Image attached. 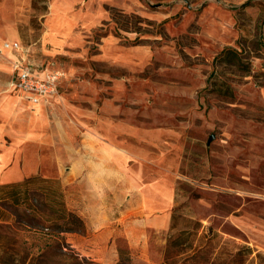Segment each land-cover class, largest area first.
<instances>
[{
  "label": "rangeland",
  "instance_id": "1",
  "mask_svg": "<svg viewBox=\"0 0 264 264\" xmlns=\"http://www.w3.org/2000/svg\"><path fill=\"white\" fill-rule=\"evenodd\" d=\"M227 48L239 61L216 62ZM15 59L61 74L43 106L10 92ZM12 100L0 154L26 177L0 184V264H99L85 228L44 221L57 184L42 179L98 230L137 176L173 194L152 264H264V0H0V111ZM27 178L32 221L2 188ZM107 237L116 264H144L120 229Z\"/></svg>",
  "mask_w": 264,
  "mask_h": 264
},
{
  "label": "crops",
  "instance_id": "2",
  "mask_svg": "<svg viewBox=\"0 0 264 264\" xmlns=\"http://www.w3.org/2000/svg\"><path fill=\"white\" fill-rule=\"evenodd\" d=\"M13 51L15 50H9L7 52ZM10 75L11 82L13 76L12 68ZM10 92L16 95V98L21 103H25L31 109L41 107L45 104L43 100L39 104H32L29 98L11 89ZM52 97H48L47 100ZM9 102L13 104L10 103L3 106L0 111L1 116L5 115L6 117L10 113L8 105L17 106L15 100ZM13 113H15L14 110ZM2 127V124H0V135L2 133ZM12 155V152H7V150H3L2 154H0V184L12 181L17 182L26 177L19 166L13 165ZM127 189L128 196L126 198L128 199L127 204H129V209L126 212H122L123 216L119 217L120 219L115 220L110 214L111 216L109 219L107 218L105 223L101 225L99 223L98 230L92 228L89 216L86 214L87 212L85 213L83 208L74 206L73 211L77 213L84 223L86 234L89 238L87 240L92 241L94 246H96V248L94 247L96 249L95 252H97L95 261L99 264H116L118 262V248L107 237V234L112 231L114 232L115 229L121 230L122 235L126 239L130 254L136 256L142 254V262L144 264H152L150 236L152 234L158 235L159 245L161 246L165 243V239L169 234L173 209V194L169 186L164 185L160 180H144L142 176H137L129 181ZM84 206L87 210V202L84 203ZM98 236H104V239H98Z\"/></svg>",
  "mask_w": 264,
  "mask_h": 264
},
{
  "label": "trees",
  "instance_id": "3",
  "mask_svg": "<svg viewBox=\"0 0 264 264\" xmlns=\"http://www.w3.org/2000/svg\"><path fill=\"white\" fill-rule=\"evenodd\" d=\"M238 53L233 49H223L215 58L216 62L225 63L239 61ZM44 184H57V187L43 188L40 191V195L43 198L42 206L45 210L44 221L50 223L57 233H81L84 231V223L82 219L77 215V213L68 209L66 201L64 199V194L61 191V184L59 181H49L48 179H42ZM34 181L33 178H27L20 183H15L14 185H4L2 188H8L9 192L5 197V200H9L10 203L23 212L26 216L32 221L35 218L30 214V207L28 206V185ZM24 188V191L21 193V190L18 189ZM2 199V198H1ZM0 199V200H1ZM3 200V199H2ZM0 221H5L3 217H0ZM29 225V220L27 222ZM118 251V260L125 253L124 251L117 249ZM118 263V262H117Z\"/></svg>",
  "mask_w": 264,
  "mask_h": 264
},
{
  "label": "built area",
  "instance_id": "4",
  "mask_svg": "<svg viewBox=\"0 0 264 264\" xmlns=\"http://www.w3.org/2000/svg\"><path fill=\"white\" fill-rule=\"evenodd\" d=\"M2 49L16 51L18 44L4 43ZM12 71L11 90L29 98L32 104H39L42 100L46 102L48 97L56 95L61 80L59 72L47 69L38 71L36 68L22 64L18 60L13 62Z\"/></svg>",
  "mask_w": 264,
  "mask_h": 264
},
{
  "label": "water",
  "instance_id": "5",
  "mask_svg": "<svg viewBox=\"0 0 264 264\" xmlns=\"http://www.w3.org/2000/svg\"><path fill=\"white\" fill-rule=\"evenodd\" d=\"M211 139H209V141H210Z\"/></svg>",
  "mask_w": 264,
  "mask_h": 264
}]
</instances>
